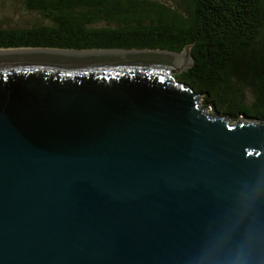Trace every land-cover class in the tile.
Masks as SVG:
<instances>
[{"label":"water","instance_id":"95a60500","mask_svg":"<svg viewBox=\"0 0 264 264\" xmlns=\"http://www.w3.org/2000/svg\"><path fill=\"white\" fill-rule=\"evenodd\" d=\"M98 50L0 53V264H264V119Z\"/></svg>","mask_w":264,"mask_h":264},{"label":"trees","instance_id":"16d2710c","mask_svg":"<svg viewBox=\"0 0 264 264\" xmlns=\"http://www.w3.org/2000/svg\"><path fill=\"white\" fill-rule=\"evenodd\" d=\"M13 1L49 25L0 30V48L188 47L192 64L176 78L202 94L203 106L232 120L264 119V0Z\"/></svg>","mask_w":264,"mask_h":264},{"label":"rangeland","instance_id":"374dc122","mask_svg":"<svg viewBox=\"0 0 264 264\" xmlns=\"http://www.w3.org/2000/svg\"><path fill=\"white\" fill-rule=\"evenodd\" d=\"M159 1H163L166 3L173 2V0H159ZM14 4H17V3L13 0H0V24L5 22V23H12L14 25L26 26V25L36 24L40 21L44 22L43 17H40V15L36 12H26L24 10L16 11L17 8L15 7L16 5ZM141 50H144V49H141ZM144 51H149V49H146ZM184 53L185 52L181 54H184ZM191 60H192L191 56L188 55V59L187 61H185L186 63L185 68L189 66Z\"/></svg>","mask_w":264,"mask_h":264},{"label":"bare ground","instance_id":"6f19581e","mask_svg":"<svg viewBox=\"0 0 264 264\" xmlns=\"http://www.w3.org/2000/svg\"><path fill=\"white\" fill-rule=\"evenodd\" d=\"M4 52H72V53H91V52H124L121 50H79V51H72V50H54V49H19V50H0V53ZM138 52H161V51H138ZM161 53H168L169 52H161ZM187 61L188 55L187 54H174Z\"/></svg>","mask_w":264,"mask_h":264},{"label":"flooded vegetation","instance_id":"af4514ba","mask_svg":"<svg viewBox=\"0 0 264 264\" xmlns=\"http://www.w3.org/2000/svg\"><path fill=\"white\" fill-rule=\"evenodd\" d=\"M15 7L17 8L16 11H18L19 9L22 8V10H24L26 12H36V13H38L35 10H27L23 4H22L21 7H17V6H15ZM38 14L40 15V17H43L40 13H38ZM43 19H44V22L40 21V22H38L36 24H31V25H26V26H23V25H14L12 23H5L4 22V23L0 24V30L1 31H7V30H10V29H16V28L26 29V28L35 27V26H47V25H49V22H48L49 19L46 16L43 17Z\"/></svg>","mask_w":264,"mask_h":264}]
</instances>
